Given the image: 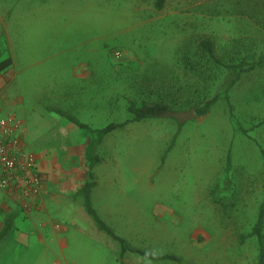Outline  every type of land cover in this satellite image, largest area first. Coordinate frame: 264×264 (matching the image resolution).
<instances>
[{
  "label": "rangeland",
  "instance_id": "obj_1",
  "mask_svg": "<svg viewBox=\"0 0 264 264\" xmlns=\"http://www.w3.org/2000/svg\"><path fill=\"white\" fill-rule=\"evenodd\" d=\"M0 0V118L16 115L46 177L47 208L23 213L0 192V264H120L78 191L91 128L130 118L128 101H168L203 116L153 117L106 135L93 153L98 216L132 247L172 254L124 264H257L248 235L264 204V70L232 77L198 50L209 40L226 63L264 55V0ZM230 154V164L226 157ZM30 222V232L23 223ZM264 237V222H263Z\"/></svg>",
  "mask_w": 264,
  "mask_h": 264
},
{
  "label": "trees",
  "instance_id": "obj_2",
  "mask_svg": "<svg viewBox=\"0 0 264 264\" xmlns=\"http://www.w3.org/2000/svg\"><path fill=\"white\" fill-rule=\"evenodd\" d=\"M147 1V0H142ZM155 9L160 11L165 5V0H154L153 3ZM198 50L203 54L204 59L207 63L212 66L221 68L225 70L229 76L232 77L231 81L228 83L226 91L231 88L235 82L239 79L242 73L253 72L256 70H264V55H260L257 60H242L238 63H226L221 61L215 54V49L213 44L209 40H202L198 44ZM11 65V59L6 58L0 61V72L5 70ZM220 94H215L210 99L204 101L200 105L196 106L194 109L199 116H203L209 112L213 105L219 99ZM171 102L168 101H141L136 103L135 101H128L127 112L130 114V118L122 123H109L106 126L98 129L91 128L89 125L81 122L71 113L58 108H47L49 112H53L58 116L65 119L68 123L74 126L77 130L83 131L90 136V140L86 145L85 149V159L87 165L86 180L78 191V195L81 197L83 202V207L86 214L93 220L98 231L108 235L112 240L116 241L119 245V262L124 264L123 257L125 253H135L140 257L152 261H169V262H179L181 259L172 254H157L150 251H145L142 249L132 247L125 239L116 235L113 229L108 226L97 214L94 209L90 194L92 189L95 187L93 169L99 164L100 159L97 155L93 153L95 147L102 144L103 138L109 133L119 130L125 127L129 123L140 122L146 119L156 117L158 114L172 111ZM227 163L230 164V154L226 157ZM263 222H264V204L261 205L259 210V215L257 217L256 223L252 227L251 232L242 237V240L246 238L255 237L258 245V261L257 264H264V237H263ZM12 219H8L0 230V241L4 239L12 231Z\"/></svg>",
  "mask_w": 264,
  "mask_h": 264
},
{
  "label": "built area",
  "instance_id": "obj_3",
  "mask_svg": "<svg viewBox=\"0 0 264 264\" xmlns=\"http://www.w3.org/2000/svg\"><path fill=\"white\" fill-rule=\"evenodd\" d=\"M24 136L21 119L12 114L0 118V192L23 213H31L39 210L44 176Z\"/></svg>",
  "mask_w": 264,
  "mask_h": 264
},
{
  "label": "water",
  "instance_id": "obj_4",
  "mask_svg": "<svg viewBox=\"0 0 264 264\" xmlns=\"http://www.w3.org/2000/svg\"><path fill=\"white\" fill-rule=\"evenodd\" d=\"M159 118H175L180 123H184L188 120L197 119L198 115L194 108H191L189 111L184 112H172L166 111L157 115Z\"/></svg>",
  "mask_w": 264,
  "mask_h": 264
},
{
  "label": "crops",
  "instance_id": "obj_5",
  "mask_svg": "<svg viewBox=\"0 0 264 264\" xmlns=\"http://www.w3.org/2000/svg\"><path fill=\"white\" fill-rule=\"evenodd\" d=\"M16 116V115H15ZM20 119V118H19ZM23 122V121H22ZM23 126H24V122H23ZM24 130H25V136H24V140L26 141V128H25V126H24ZM33 152V151H32ZM36 156V155H35ZM37 158V157H36ZM37 162H38V166H39V169L41 170V168H40V165H39V160H38V158H37ZM41 172H42V170H41ZM42 174H43V172H42ZM43 176H44V184H43V188H42V194H41V196H40V198H39V201H38V204H39V210H38V212L41 210V209H43V208H47V204H48V198H49V193L47 194L46 193V195H47V197L45 198V200H43V196H44V191H45V189H46V185H45V183H46V177H45V175L43 174ZM5 197V196H4ZM11 200V199H10ZM37 212V211H36ZM23 225V229H24V231L25 232H30V230H31V224H30V222H25V223H23L22 224Z\"/></svg>",
  "mask_w": 264,
  "mask_h": 264
}]
</instances>
